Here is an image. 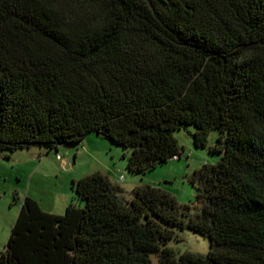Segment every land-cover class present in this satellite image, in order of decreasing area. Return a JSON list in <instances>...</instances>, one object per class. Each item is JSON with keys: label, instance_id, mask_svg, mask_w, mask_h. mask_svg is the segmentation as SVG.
I'll use <instances>...</instances> for the list:
<instances>
[{"label": "trees", "instance_id": "trees-1", "mask_svg": "<svg viewBox=\"0 0 264 264\" xmlns=\"http://www.w3.org/2000/svg\"><path fill=\"white\" fill-rule=\"evenodd\" d=\"M189 125L218 156L191 204L149 185L125 199L97 171L61 215L25 197L0 264H264V0H0V155L95 133L144 175ZM175 230L207 254L176 256Z\"/></svg>", "mask_w": 264, "mask_h": 264}, {"label": "rangeland", "instance_id": "rangeland-1", "mask_svg": "<svg viewBox=\"0 0 264 264\" xmlns=\"http://www.w3.org/2000/svg\"><path fill=\"white\" fill-rule=\"evenodd\" d=\"M193 131L194 127L189 125L174 133L181 147L180 158L168 159L144 175L128 172L120 149L95 133H90L79 144L58 146L56 151L39 146L3 151L0 155V249L6 244L25 197L35 200L41 210L61 215L73 201L71 181L97 171L108 174L112 183L122 175L123 180L117 186L124 191L125 199L131 197L135 186L149 185L169 193L178 205L191 204L195 190L189 182L190 176L203 164H214L218 160L217 154L194 146ZM215 137L216 132L211 131L208 145L213 144ZM62 161L69 166L65 168ZM192 206V212L198 209V206ZM175 235L176 239H172L167 247L176 256L207 254L208 240L199 234L175 230ZM149 258L151 264H158L157 254Z\"/></svg>", "mask_w": 264, "mask_h": 264}, {"label": "built area", "instance_id": "built-area-1", "mask_svg": "<svg viewBox=\"0 0 264 264\" xmlns=\"http://www.w3.org/2000/svg\"><path fill=\"white\" fill-rule=\"evenodd\" d=\"M172 159H175V157H173ZM122 180H123V176L121 175L120 177H118L117 179H115L114 183L117 185V184H119Z\"/></svg>", "mask_w": 264, "mask_h": 264}, {"label": "water", "instance_id": "water-1", "mask_svg": "<svg viewBox=\"0 0 264 264\" xmlns=\"http://www.w3.org/2000/svg\"><path fill=\"white\" fill-rule=\"evenodd\" d=\"M62 162H63V161H62ZM63 165H64L65 168H67V167L69 166L68 163L65 162V161H64Z\"/></svg>", "mask_w": 264, "mask_h": 264}, {"label": "crops", "instance_id": "crops-1", "mask_svg": "<svg viewBox=\"0 0 264 264\" xmlns=\"http://www.w3.org/2000/svg\"><path fill=\"white\" fill-rule=\"evenodd\" d=\"M63 163H64V161H63ZM63 163H62V164H63ZM107 176H108V174H107ZM108 177H109V176H108Z\"/></svg>", "mask_w": 264, "mask_h": 264}]
</instances>
